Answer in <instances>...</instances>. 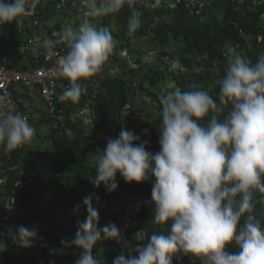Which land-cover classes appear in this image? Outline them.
I'll return each instance as SVG.
<instances>
[{
	"label": "clouds",
	"instance_id": "1",
	"mask_svg": "<svg viewBox=\"0 0 264 264\" xmlns=\"http://www.w3.org/2000/svg\"><path fill=\"white\" fill-rule=\"evenodd\" d=\"M89 4L88 17L117 13L135 0H83ZM155 0L150 7L158 5ZM40 0H0V24L20 25ZM140 13L128 18L129 34L140 27ZM67 51L60 58V75L67 78L60 99L78 101L85 89L80 81L103 70L117 40L107 27L85 19L78 27L64 31ZM56 41L45 37L48 56L55 55ZM228 65L219 80V99L229 104L227 114L213 96L200 86L179 88L162 98L160 150H147V141L122 129L115 138H107L106 147L94 155L95 177L111 193L117 188L116 176L125 182L153 181L151 203L154 225H168V231L154 232L147 243L127 255L114 258L113 264H173L178 252L190 253L201 264H264V226L254 214L255 193H264V55L255 62L247 59L231 41H225ZM173 69L181 67L177 61ZM10 94L0 86V145L6 149L29 144L36 129L20 113L9 109ZM207 117L205 123L201 121ZM92 195L83 198L87 217L77 221L72 239L62 238L63 255L75 246L80 249L74 264H104L93 253L102 239L98 228L99 213ZM79 210V205L76 206ZM103 238L124 241L122 230L110 222L102 229ZM12 241L30 248L43 240L37 228L23 225L7 228ZM229 245L239 251L230 253ZM193 264V262L191 261ZM196 264V263H195Z\"/></svg>",
	"mask_w": 264,
	"mask_h": 264
},
{
	"label": "trees",
	"instance_id": "2",
	"mask_svg": "<svg viewBox=\"0 0 264 264\" xmlns=\"http://www.w3.org/2000/svg\"><path fill=\"white\" fill-rule=\"evenodd\" d=\"M56 2L57 0L55 11L58 13ZM154 2L155 0H135L133 5L125 4L117 13L94 19L93 23L107 27L117 40L116 47L103 67L104 71L98 73L101 94L93 121L95 129L84 128L76 120L67 119V125L74 131L72 139L67 138L64 130L57 124L52 126L46 135L48 147L52 146L64 156L52 165L50 185L69 178L71 171L73 172L71 166H76L84 160H90L92 163L88 169L84 168V172L79 176L83 190L79 192L77 188H73L71 194L66 190L68 193L66 199L69 197L73 207L79 205L82 219L85 220L87 210L83 198L92 195L93 207L99 213L98 228L101 229L102 236L94 246L93 253L103 259L104 264H113L115 257L127 255L128 252L138 255L134 253L135 250L146 244L152 233L160 231L166 233L168 225L150 223L154 208V204L151 203L154 177L153 181L127 183L118 173L117 188L111 193L106 191L103 184L95 187L88 180L89 177L93 178L96 175L94 155L102 150L100 144H94L92 141L95 132L100 131L103 134L104 147L107 138L118 137L120 131L125 129L139 137L135 143L147 141L146 147L152 143L153 148H160L161 101L169 93V90H166L164 95L166 87L163 92L161 89L167 82L172 84L173 90L179 88L186 91L193 85L207 90L222 108L223 111L220 113L222 119L230 106L219 99L218 82L225 74L229 62L225 41H231L237 46L238 51L253 62L259 55H264V0H160L158 5L150 7L149 5ZM49 3L50 0H40L33 14L26 15L20 25L15 21L1 24L0 42L5 35L27 36L32 33L34 17L42 21H47L51 17L53 11ZM78 5L82 8L80 3ZM83 10L84 8L79 10L76 7L63 14H83ZM133 12L140 13V27L130 35L127 22ZM22 26L25 27V31L21 30ZM54 28L61 30L58 21ZM122 51H125L126 55H122ZM16 52L17 50L12 51V58ZM150 52L154 55L150 56ZM174 60L181 67L173 69L171 64ZM14 63L17 64V61L14 60ZM9 64L13 65L11 62ZM114 68L116 70L112 71ZM62 83L69 84V81L65 77L62 78L57 86L58 95L63 92ZM84 100L85 96L82 95L75 102L58 101V106L62 103L66 110H69L80 106ZM19 101L25 109L23 95L19 97ZM30 120L34 126L33 119ZM206 120L207 117L201 122L205 123ZM4 148V146L0 148V154L6 167L19 165L27 176L19 171L6 169L7 183L0 185V198L5 201L11 195L15 197L16 203L12 209L4 206L6 212H0V221L6 225L16 216L17 223L25 227L27 222L41 219L46 225L39 235L43 240L38 239L35 242L36 249L41 252L39 255H34L27 249L14 252L6 247H0V264H59L58 261L60 264H74L80 249L73 246L66 249L63 255L55 254L52 250L61 247L62 238L77 232L78 216L68 214L66 210L63 212L56 208L58 206L50 209L48 185L33 169L37 158L31 157L30 172L23 168L26 165L25 156L31 155L27 144L11 150ZM64 165L71 170L69 175L56 176L60 167ZM17 178L23 181L22 186L14 185ZM125 190L129 192V196L123 203L119 197ZM255 198L257 203L254 214L264 226V193L256 192ZM44 205L49 209L43 210ZM74 212L77 213L76 210ZM129 213H134L138 224L146 228L144 241L139 239L137 226L127 223L125 218ZM4 215L7 219H3ZM110 222H114L122 230L123 242L103 238L102 229ZM226 250L230 253L239 251L234 245H229ZM191 261L193 264H201L200 259L190 253L181 251L173 257V264H192Z\"/></svg>",
	"mask_w": 264,
	"mask_h": 264
},
{
	"label": "built area",
	"instance_id": "3",
	"mask_svg": "<svg viewBox=\"0 0 264 264\" xmlns=\"http://www.w3.org/2000/svg\"><path fill=\"white\" fill-rule=\"evenodd\" d=\"M78 3L84 8L83 12L87 14L90 5L85 4L83 0H57L56 9L62 14L69 11L71 8L78 7V9L81 10L82 8L79 7ZM31 14L33 13L31 12ZM32 26L33 32L29 35H5L0 42V86L6 89L10 94L9 109L22 114L31 125L28 112L21 106L19 97L24 94L23 92L25 90H37L42 101L46 105L49 118L52 119L60 129L64 130L67 138L72 139L74 134L73 129L66 123L67 119H74L82 127L84 126V128L94 130L93 121L96 116L99 95L101 94L98 78L99 74L80 81L82 87L85 89V92L82 94L85 96V100L80 106H75L69 110H66V107H64L62 103L61 106H58V101L61 102L62 100L60 99L61 95L57 93V86L62 78H64L60 75L59 61L67 51L64 31L50 28L47 21H42L38 17L33 18ZM24 28L25 27L22 26L21 30L25 31ZM45 37L56 41L54 49L56 54L51 57L46 54L43 47V39ZM13 50H17V52L12 58ZM122 55H126V52L124 51ZM14 60L17 61V64L14 63ZM9 62L13 65H10ZM114 70H116V68H114ZM68 85L69 84L62 83L61 87L64 90ZM92 141L94 144H100L102 149L104 148L103 134L100 131L97 133L95 132V137ZM2 146L3 145H0V148H2ZM146 148L153 153L160 150V148H153L152 143H149ZM6 169L19 171L21 174L27 176L19 165L6 167V163L0 154V185L7 183ZM22 184L23 181L21 179L17 178L14 181L15 186H22ZM128 196L129 192L125 190L119 197V200L124 203ZM15 203V197L11 195L5 200V206L8 209H12ZM3 219H7V216L4 215ZM125 219L127 223L137 226L139 239L144 241L146 237V228L138 224L134 213H129L126 215ZM58 263L60 264V261H58Z\"/></svg>",
	"mask_w": 264,
	"mask_h": 264
},
{
	"label": "rangeland",
	"instance_id": "4",
	"mask_svg": "<svg viewBox=\"0 0 264 264\" xmlns=\"http://www.w3.org/2000/svg\"><path fill=\"white\" fill-rule=\"evenodd\" d=\"M49 7L51 9V11H53L51 17L47 20L48 25L50 28L54 29V25L55 23L58 21V23L60 24L61 30L65 31V29L69 26H71L74 30L78 29L79 25L85 20V19H89L90 21H94V19L98 20L97 17H88L84 12L82 13H76V14H70V15H65L62 13H56L55 11V0H50L49 3ZM75 23H78V25L76 26ZM124 51L121 52V54H123ZM150 56H153L154 54L152 52L149 53ZM104 71V70H102ZM101 71V72H102ZM114 71V69L112 70ZM100 74V73H99ZM166 87V88H165ZM165 88V91L163 90ZM162 92L165 95L166 94V90H169V92L173 91L172 89V84H170L169 82H167L163 87H162ZM37 90L33 91V93L30 95L32 96L31 99L29 100V105L27 104V102L24 103L25 105V109L28 108V115L30 117V119H33L34 121V127L36 129V136L34 137L33 141L29 144H27V147L29 148V150L31 151V155L29 156H25V166L23 168H25L28 172L31 171L32 166L30 165L31 162V157H35L36 162H35V166H33V169L36 170V173L38 174V176L48 185V191L50 192L49 194V207L50 209H52V207H56V208H60V210H66L68 212V214H72V215H77L78 217H76V219L79 221H84L82 218V211L81 209H79L78 211L76 210V206L73 207V203L71 201H69V197L66 199V196H68V193L66 192V190L71 194L72 193V189L73 188H77L79 190V192L82 189V184H81V179L79 178V176L81 175V173L84 172V168H89L91 161L90 160H84L81 161L80 164H77L76 166H71V168H73V172L71 170H69L68 166L66 167V165L61 166L59 171L56 173V176H61L62 175H69L70 171H71V175H69V178H64L62 180L56 181L55 183H53L52 185H50V170L52 168V165L59 159V158H63V154H61V152H59V150L54 149L52 146L48 147V141L46 138V135L49 131V129L55 125V122L49 118L47 111H46V105L45 103L42 101L40 95H37ZM138 98V97H137ZM152 108V107H151ZM150 108V110H152ZM33 126V125H32ZM89 173H91L88 170ZM91 177H89L88 180H90ZM65 202V203H64ZM5 206V201L3 198H0V212H6V208H4ZM6 207V206H5ZM66 209H64V208ZM42 209L46 210L49 209L47 208L45 205L42 207ZM74 210L77 211L74 212ZM63 216V215H61ZM65 217V216H64ZM81 217V218H80ZM24 218V215H23ZM14 219V220H13ZM13 221H9V224L2 223L0 221V247H6L11 251L17 252V251H25L26 249L29 251H32V253L34 255H39L41 252L38 251V249H36V245L34 242V245L30 248H23L20 247L18 244L14 243L11 239V237L7 234V228L11 227L13 230H15L18 226H20L17 223V217L14 216L13 217ZM9 220V219H8ZM6 220V221H8ZM64 220V219H62ZM65 221V220H64ZM46 223L44 221L41 220H35V222H27V227L28 228H37L39 231V235L40 233L43 231V229L45 228ZM68 226L73 227V225L68 224ZM98 226V225H97ZM74 228V227H73ZM78 230V229H77ZM76 231V230H74ZM76 232L71 233L70 235H68L66 238L68 239H72L74 238Z\"/></svg>",
	"mask_w": 264,
	"mask_h": 264
},
{
	"label": "crops",
	"instance_id": "5",
	"mask_svg": "<svg viewBox=\"0 0 264 264\" xmlns=\"http://www.w3.org/2000/svg\"><path fill=\"white\" fill-rule=\"evenodd\" d=\"M34 90H25L23 93V96H24V103L27 102V104L29 105V100L31 99L32 96H30L32 93H33ZM36 91V90H35ZM37 95H39L37 93ZM33 98V97H32ZM28 110V108L26 109ZM28 112V111H27Z\"/></svg>",
	"mask_w": 264,
	"mask_h": 264
}]
</instances>
